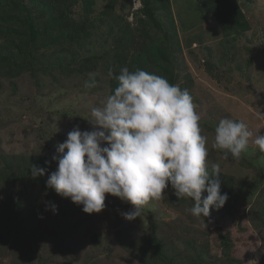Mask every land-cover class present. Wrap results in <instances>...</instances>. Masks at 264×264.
<instances>
[{"label": "rangeland", "instance_id": "374dc122", "mask_svg": "<svg viewBox=\"0 0 264 264\" xmlns=\"http://www.w3.org/2000/svg\"><path fill=\"white\" fill-rule=\"evenodd\" d=\"M108 3L110 0H94L93 15L101 13ZM238 4L246 16L247 27L234 36H225L212 15L195 0H171V5L169 2L181 46L173 51L180 78L185 80L184 72L191 74L192 88L203 104L200 126L202 135L208 138L209 167L219 164L225 175L261 179L245 207L250 214L251 207H257L261 203L257 200L262 201L264 194V153L252 143L256 135L264 134V0H238ZM80 8L81 5L75 6L76 10ZM127 12L129 3L116 0L111 14L125 17ZM169 16L163 12L157 15L164 29L159 32L161 35L171 31L167 24ZM103 27L95 33L102 34ZM130 27L137 33L135 24ZM102 47L103 43L92 46V53ZM102 66L99 62L95 72L86 76H60L57 71L47 70L38 72L36 79L28 73L13 77L2 70L0 168L5 166L7 173L18 175V180L30 189L19 201L21 220H7L14 214L16 198L10 184L2 182L0 186V224L7 222L0 238V264H145V255L139 248L151 244L153 235L161 239L162 249L170 252L167 264H187V244L183 242L188 240L207 250L210 264H226L217 246L219 232L227 234L232 242L231 256L235 262L227 264H264V227H254L240 214L233 218L213 212L205 220L194 217L189 211L170 206L169 188L164 190L162 199L143 207L142 218L128 221L122 213L132 205L118 197L106 194L105 209L88 214L82 205L68 208L67 200L74 202L47 186L49 175L57 168V162L52 160L57 144L65 141L76 125L81 130H93L87 120L91 119V108L102 106L110 95L109 76ZM208 68L218 72L220 79ZM89 82L95 86L86 88ZM209 113L215 119H209ZM223 118L243 121L253 132L250 148L242 153L245 163L230 157L224 159L222 151L212 147L215 127ZM36 156L43 158L46 172L33 178L27 161ZM247 160L253 164L248 165ZM50 203L57 205L55 214ZM94 233L110 237L109 256L104 254V241L91 240ZM88 241L91 243L87 244ZM75 250L79 253L77 258Z\"/></svg>", "mask_w": 264, "mask_h": 264}, {"label": "clouds", "instance_id": "9594fccd", "mask_svg": "<svg viewBox=\"0 0 264 264\" xmlns=\"http://www.w3.org/2000/svg\"><path fill=\"white\" fill-rule=\"evenodd\" d=\"M126 1L125 18L134 25L137 14L144 17L142 1ZM108 75H113L111 69ZM115 79L114 93L102 106L92 107L91 119L86 118L93 130L76 125L57 144L52 157L57 168L47 186L82 205L88 214L105 209L106 194L118 197L132 205L122 213L128 221L142 218L143 207L162 199L169 185L179 199H192L187 211L194 217L205 220L210 209L222 208L229 197L221 192L219 164H212L209 171L208 138L202 135L201 116L190 92L140 68L123 67ZM252 137L245 122L223 118L215 127L212 147L221 150L224 159L238 160ZM252 143L264 153V134L256 135ZM30 169L33 178L46 172L38 165ZM49 207L54 214L58 211L54 203Z\"/></svg>", "mask_w": 264, "mask_h": 264}, {"label": "trees", "instance_id": "16d2710c", "mask_svg": "<svg viewBox=\"0 0 264 264\" xmlns=\"http://www.w3.org/2000/svg\"><path fill=\"white\" fill-rule=\"evenodd\" d=\"M141 1L140 13L144 17L139 14L136 16L134 30L140 34L137 36L125 17L117 13L111 14L114 12L116 0H110L101 13L95 15H93L94 0H0V79L2 70L8 71L13 77L28 73L35 79L38 77V72L47 73V70L57 71L60 76H69L73 73L75 75L83 73L86 76L93 74L98 63L102 62L106 75L109 69L113 72L112 76L108 75L110 94H113L115 87L118 86L115 77L120 74L123 67H128L130 71L140 68L167 78L171 84L181 89H187L193 97L196 111L202 117L203 104L192 88V76L184 72L185 80H181L176 61L177 56L173 53V51L180 50L181 46L170 14L171 0ZM195 1L212 15L225 36H234L238 31L247 27L246 16L243 15L238 0ZM77 4L81 5L78 10L75 9ZM196 11L199 13V8ZM161 12L170 15L167 18V24L171 30L162 35L159 32H163L164 29L160 18L157 17ZM102 26H104L102 34L95 33V30L98 31ZM194 38L198 40V37L194 36ZM101 43L103 47L92 53V46L98 47ZM207 71L216 79H220L218 72L210 68ZM1 85L2 83H0V88ZM204 109L206 111L205 103ZM207 116L211 120L215 119L212 113ZM229 157L234 161L245 163L243 155L238 160ZM247 162L248 165L253 164L250 160ZM27 163L28 167L31 165L43 167V158L40 156L29 158ZM3 168H0V186L2 182L10 184L13 189L12 196L16 198L14 214L7 220L16 217L20 221L23 212L19 211L22 209L19 201L22 199V194L30 188L18 180V175L13 177ZM220 179L222 181L221 192L227 193L229 198L219 210L210 209V214L213 212L228 214L233 218L240 214V217L249 219L254 227L263 228L264 194H262V201L257 200L261 203L255 208L251 207L250 214L245 212V207L253 191L261 184V179H244L223 173L220 174ZM168 188L170 206L185 211L193 206L194 202L191 198L179 199L170 185ZM206 195L205 191L202 198ZM67 203L68 208H75L76 203L70 204L69 200ZM1 204L0 200V206ZM2 213L11 215L7 212ZM0 215H2L1 211ZM6 225L7 222L0 224V238L4 235ZM218 238L217 246L220 248V254L225 257L226 264L230 261L235 262L231 256V239L222 232L218 233ZM151 239L153 240L151 244L139 248V252L145 255L144 263L167 264L166 257H169L170 252L162 249L163 243L160 238L154 235ZM91 240L98 243L104 241V254L109 256L110 237L94 233ZM90 243L88 241L87 244ZM183 243L187 244V264H210L211 256L201 244H195L189 240ZM74 248L79 250L78 247ZM78 254L75 250V258Z\"/></svg>", "mask_w": 264, "mask_h": 264}]
</instances>
